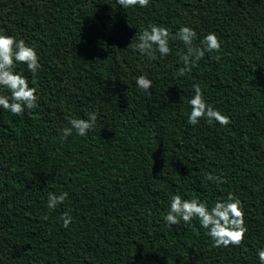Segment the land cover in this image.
Masks as SVG:
<instances>
[{"label": "trees", "instance_id": "obj_1", "mask_svg": "<svg viewBox=\"0 0 264 264\" xmlns=\"http://www.w3.org/2000/svg\"><path fill=\"white\" fill-rule=\"evenodd\" d=\"M149 23L171 33L187 24L198 37L214 31L220 52L178 76L179 41L154 60L132 50ZM0 31L22 38L41 64L38 106L19 117L0 111V264H258L264 0H150L143 9L0 0ZM138 75L153 81L147 96L134 87ZM194 83L229 124L186 123ZM91 111L97 121L84 137L61 139L70 117ZM206 172L225 183L204 181ZM60 191L68 199L49 211L47 196ZM228 192L241 201L248 229L239 246L211 247L195 221L165 227L172 194L211 203Z\"/></svg>", "mask_w": 264, "mask_h": 264}, {"label": "clouds", "instance_id": "obj_2", "mask_svg": "<svg viewBox=\"0 0 264 264\" xmlns=\"http://www.w3.org/2000/svg\"><path fill=\"white\" fill-rule=\"evenodd\" d=\"M149 2L150 0H112V5L121 9H143ZM170 39L179 41L184 48V51L178 54L180 61V66L177 68L178 76L191 72L196 62L206 53L219 54L221 49L220 39L214 31L205 32L198 37L196 30L187 24L179 25L176 32L171 33L167 27L155 23H149L139 29L131 48L135 53L150 60L163 58L170 51ZM18 65L26 70L28 77L17 70ZM40 68L39 57L33 47L26 44L22 38L17 39L14 35L0 31V111L19 117L38 106L36 74ZM152 84L153 81L145 75H138L134 79V87L146 96ZM186 104L189 108L186 123L190 126L197 125L201 120L221 127L230 123L228 116L205 100L198 84L192 85V93ZM96 121L95 111L89 112L84 119L70 117L67 126L60 130V137L64 139L73 133L84 137L95 126ZM203 180L217 185L225 183L222 175L209 172L204 174ZM68 196L67 191L50 193L46 199L47 209L55 210L68 199ZM44 218L47 219L46 216ZM162 218L165 227L169 229L179 224L191 227L195 221L213 248L239 246L248 231L241 201L231 192L211 203L174 193L170 196L167 210ZM60 220L61 226L67 228L72 222V216L65 212L61 214ZM255 256L258 264H264V247L257 248Z\"/></svg>", "mask_w": 264, "mask_h": 264}]
</instances>
